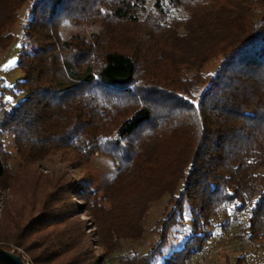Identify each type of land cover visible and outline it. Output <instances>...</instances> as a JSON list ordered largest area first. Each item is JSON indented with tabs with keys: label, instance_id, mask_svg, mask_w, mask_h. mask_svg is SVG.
<instances>
[{
	"label": "trees",
	"instance_id": "16d2710c",
	"mask_svg": "<svg viewBox=\"0 0 264 264\" xmlns=\"http://www.w3.org/2000/svg\"><path fill=\"white\" fill-rule=\"evenodd\" d=\"M24 5L17 61L24 79L7 90L17 102L0 103V182L6 135L31 163L58 149L78 163L104 155L116 166L115 197L141 196L134 228L165 198L159 240L132 264H153L170 238L181 245L167 256L159 251L161 264H192L213 230L237 215L247 239L264 248V0H0V49L11 45ZM64 21L98 28L63 39ZM68 191L84 203L90 193ZM49 217L0 242L23 249L33 264L65 256L63 240H30L28 229L53 225ZM111 233L140 237L115 225Z\"/></svg>",
	"mask_w": 264,
	"mask_h": 264
},
{
	"label": "rangeland",
	"instance_id": "374dc122",
	"mask_svg": "<svg viewBox=\"0 0 264 264\" xmlns=\"http://www.w3.org/2000/svg\"><path fill=\"white\" fill-rule=\"evenodd\" d=\"M27 15L28 6L24 5L18 10L12 24L11 45L7 49H0V103L6 105H14L18 100L7 90L24 79V74L17 69V61L25 44L22 31ZM97 28L98 25H73L64 21L60 25V33L63 39L82 37L96 32ZM213 68L214 64L211 63L205 71ZM2 148L7 176L0 182V239L14 240L21 230L37 224L40 216L49 214V218L54 220L53 225L29 228L28 233H35L30 240H54L53 244L63 240L66 243L62 245V252L66 251L67 254L58 257L57 253L55 256H58L55 259L52 257V260L40 259V264H102L104 259L109 258L111 261L107 264H132L131 259L140 258L141 261L153 250L159 240V226L156 223L163 215L165 198L150 203L144 210L143 220L134 228V212L140 213L143 207L139 200L141 196H134L123 203L115 197L111 185L116 176V166L110 158L94 154L87 161L78 163L70 151L58 149L31 163L17 153L9 135L2 137ZM86 186L90 191L86 204L73 198L68 191ZM129 203L137 205L136 209ZM78 206H87L88 210L80 213ZM43 207L49 209L44 211ZM229 214L236 215L231 211ZM65 218L70 220L63 222ZM245 223L242 215L236 218L230 216L229 225L222 230L218 227L213 230L214 238L206 250L193 257L192 264H237L242 256L246 260L244 264L264 262V248H261L260 242L253 243L247 239ZM114 225L125 233H139L140 237L134 240L115 238L111 233ZM68 234L72 239L70 241L67 240ZM180 242L178 238H170L168 244L158 252L167 256L176 245H181ZM0 249L20 256L25 264H33L30 255L13 244L0 242ZM158 252L153 264L162 262Z\"/></svg>",
	"mask_w": 264,
	"mask_h": 264
},
{
	"label": "water",
	"instance_id": "95a60500",
	"mask_svg": "<svg viewBox=\"0 0 264 264\" xmlns=\"http://www.w3.org/2000/svg\"><path fill=\"white\" fill-rule=\"evenodd\" d=\"M1 264H25L22 258L12 252L0 249Z\"/></svg>",
	"mask_w": 264,
	"mask_h": 264
}]
</instances>
